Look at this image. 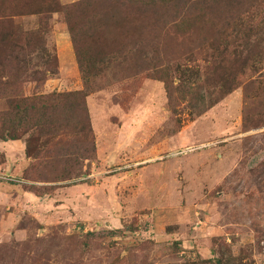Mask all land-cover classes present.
Masks as SVG:
<instances>
[{
  "label": "rangeland",
  "instance_id": "obj_1",
  "mask_svg": "<svg viewBox=\"0 0 264 264\" xmlns=\"http://www.w3.org/2000/svg\"><path fill=\"white\" fill-rule=\"evenodd\" d=\"M220 8L211 23L186 25H138L129 10L135 25L93 40L95 62L80 68L61 11L46 0H0V53L9 34L0 82L18 71L16 94L86 92L95 140L69 180H35L48 158L28 157L21 176L0 169V264H264V67L252 61L264 56V2ZM238 17L246 25L226 24ZM225 28L235 32L219 37ZM158 75L172 84L170 101ZM22 134L26 150L30 132ZM47 140L33 146L47 149ZM79 184L87 192L71 197L85 196L88 210L74 200L48 223L19 210L16 192L51 197ZM10 212L20 217L4 218Z\"/></svg>",
  "mask_w": 264,
  "mask_h": 264
},
{
  "label": "trees",
  "instance_id": "obj_2",
  "mask_svg": "<svg viewBox=\"0 0 264 264\" xmlns=\"http://www.w3.org/2000/svg\"><path fill=\"white\" fill-rule=\"evenodd\" d=\"M46 1L51 10L63 13L80 68L86 64V60L90 62V65L95 62L94 58L91 59L88 54L89 46L92 47L95 44L93 40H97L101 35L105 36L107 33L108 36H111L116 31L122 30L124 25H135L134 20L128 18V13L131 12L129 10L138 12V25H186L189 22L194 23L200 20L211 23L214 14L221 11L220 5L226 6L229 12L232 8L234 10L237 8L240 12L247 4L249 9L257 10L264 2V0H79L63 6L59 4V0ZM150 14H152L153 22L148 24ZM239 17L233 23L227 21L226 24L230 26L246 25L244 19ZM247 28L248 30H245L246 38L250 40L251 34L257 32L255 30L257 27L250 25ZM226 32L232 35L235 28L230 32L227 28L223 29V32L219 29L216 34L219 37H224L228 36ZM8 35V33L4 34L1 39L3 51L0 53V67L6 66L3 53L7 46L3 44L2 40L9 41ZM142 40L140 38L137 41L139 46L134 45V47L140 48L144 62L147 59L148 44L142 43ZM225 42L222 44L223 53L229 48V42ZM254 47L253 44V49ZM252 54H254L252 61L257 59L263 68L264 56L254 52ZM22 62L24 67L29 64L26 58H22ZM163 70H168V68L160 69L156 66L155 73L159 74ZM18 76L19 72L17 71L10 81L3 84L0 82V98H5L7 103L6 109L0 110V139L3 141L20 139L23 136L22 132H30L29 138H26L27 157L34 160L40 157L48 158L34 166L36 168L35 172L33 171L35 180L53 182L79 176L78 170L82 161L95 152L94 134L85 104L87 93L84 91L51 92L24 96L22 93L16 94L14 91V86L17 87L19 84L16 82ZM158 76L159 80L164 81L167 98L170 101L172 99V84L164 75ZM43 79L44 77H38V79L33 78L32 80L41 81ZM177 90L179 91L178 88ZM32 131H34L33 134ZM40 137L48 139L47 149H42L44 144H40V147L33 146V144H37V139ZM44 162L45 164H43ZM57 165L62 166L61 171L56 169ZM27 168L28 166L25 169ZM71 237L73 238V236Z\"/></svg>",
  "mask_w": 264,
  "mask_h": 264
},
{
  "label": "crops",
  "instance_id": "obj_3",
  "mask_svg": "<svg viewBox=\"0 0 264 264\" xmlns=\"http://www.w3.org/2000/svg\"><path fill=\"white\" fill-rule=\"evenodd\" d=\"M0 154L3 155V161L0 162V169L9 175L21 176L22 170L29 164V159L25 154V147L22 140L15 139L0 141ZM3 188H5V186L1 185L0 193H4L2 192ZM77 192L85 194L87 192L86 186L79 184L65 188H55L52 194H50L51 197L47 196L42 198L31 191L24 190L16 192L15 196L17 200H20V205L25 206L24 209H19L22 214H32L40 222L48 223L56 220L55 217L59 214L60 211L58 209H60V207H68V204L72 206L74 205V200L77 201L76 206H78L79 203H83L82 205L87 207V199L85 196L80 195V201L71 197V195H75ZM61 197L63 198L61 199ZM63 199L64 201H62ZM86 210H88V207ZM86 210L81 212L85 214ZM14 217L18 218L20 215H14ZM14 217L12 212L7 213V215L5 214L4 216V218H12L13 220ZM76 217H78L77 214H75L73 218Z\"/></svg>",
  "mask_w": 264,
  "mask_h": 264
}]
</instances>
